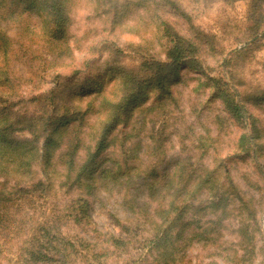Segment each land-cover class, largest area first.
Instances as JSON below:
<instances>
[{"label":"trees","instance_id":"16d2710c","mask_svg":"<svg viewBox=\"0 0 264 264\" xmlns=\"http://www.w3.org/2000/svg\"><path fill=\"white\" fill-rule=\"evenodd\" d=\"M96 1L105 15L119 13L120 6L137 2ZM163 1L179 10L175 0ZM250 1L254 10L264 3V0ZM74 3L75 0H0V255L13 250L10 245L14 243L10 241L17 238L15 235L24 234V242L16 246L19 253L13 264H70L72 257H78L82 264L88 260L89 264H104L98 259L101 253L107 257L116 254L115 260L122 259L124 264H181L186 247L192 243L190 237L217 240L222 238L223 223L231 218L233 210L244 214L242 221L245 222L249 217L255 219L258 210L249 207L250 202L242 205L245 209L234 206L242 193L238 189L224 188L225 184H222L221 192L219 180L203 175L206 167L195 170L190 160L173 161L167 168L164 163L163 169H159L138 157L136 162L140 167L136 175L134 164L128 167L125 163L123 167L121 163L131 157L133 151L127 142L132 136L137 137L139 146L144 130L151 142H155V135L148 133L152 128L147 127V116L156 107H146L144 101L153 91L161 90L160 94L166 83L177 78L182 65L199 64L198 46L164 22L157 25L158 33L163 32L167 37L165 45L162 44L164 57L150 53L141 57L135 66L112 60L108 71L88 67V61L86 69H72L64 75L66 78L57 73L53 78L56 85L39 94L27 97L18 93L22 75L12 61L32 64L34 69H29L27 77L31 80L39 78L46 68L58 65L56 62L63 64L67 58L72 60L69 28ZM24 14L40 18L38 33L30 24L17 27L22 31L18 38V31L12 37L3 30L2 23L21 22ZM257 33L258 29L253 35ZM111 73L117 80L116 86L107 90L105 83L112 80ZM255 95L259 100L260 95ZM220 96L230 110L247 118L243 99L239 98V101L238 95L230 93L229 88L220 91ZM136 107L139 110L135 114ZM132 116L135 122L130 130L119 129V125ZM132 130L137 132L131 134ZM256 138L255 131L244 133L240 140L242 151L252 155L256 150L253 151L251 142ZM111 144L116 149L121 147V158H110L108 167L98 169L100 153ZM152 149L161 153L163 148L156 142ZM120 188L124 189L120 206L129 214L127 219L151 218V222L145 220L142 223L147 227L145 239L134 238V229L127 219L125 223L121 222L119 234L109 235L102 251H96L101 243L99 239H74L62 235L59 221L73 219L80 224L86 219L88 197L104 201L107 196L102 192L110 193ZM38 199L44 209L50 207L51 215H55L50 216L46 224L41 221L39 228L27 237L30 229L26 231L24 224L30 218V211L36 208ZM25 209L28 212L22 213ZM13 219L17 224L10 231ZM247 229L245 224L238 226L241 234H247L249 238L243 242V236L239 241L243 253L239 259L235 252V264H245V256L254 252V235ZM12 232H16L15 235ZM5 260L9 261L6 264H11V259ZM252 261L249 259V264ZM0 264H3L1 259Z\"/></svg>","mask_w":264,"mask_h":264},{"label":"rangeland","instance_id":"374dc122","mask_svg":"<svg viewBox=\"0 0 264 264\" xmlns=\"http://www.w3.org/2000/svg\"><path fill=\"white\" fill-rule=\"evenodd\" d=\"M116 1L120 4L123 0ZM136 1L120 6L119 13L105 15L96 0H75L69 28L72 60L67 58L63 64L56 62L58 65L46 68L39 78L33 77V80H27L29 69H34L32 64H16L12 61L11 64H15V69L22 75L17 92L27 97L39 94L56 85L53 78L57 73L62 74L61 78H66L64 75L72 69H86L85 63L88 61V67H100V70L108 71L107 67H111L112 60L135 66L141 57L150 53L164 57L163 45L167 37L157 30V25H163L164 22L173 27L175 32L191 38L198 46L199 64L182 65L179 76L171 83H166L160 94L161 90L150 93L149 99L144 103L146 107H156L147 116V127L152 128L148 133L155 135V142H151V137L144 130L141 131L139 146L137 137L132 136L127 142V146L133 151L131 157L125 158L121 163L123 167L125 163L128 167L134 164L136 175L140 167L136 162L138 157L152 168L159 169H163L164 163V168H167L173 161L190 160L195 170L200 171L201 167H206L203 175L219 180L221 192L222 184H225L224 188L234 191L238 189L242 193V196L236 198L234 206L243 208L244 203L250 202L249 207L258 208L256 218L249 217L247 222L242 221L244 214L233 210L231 218L223 223L226 229H222V238L208 240L203 237L197 240L196 237H190L189 241L192 243L186 247L181 264H235V252H238L239 259L243 253L239 241L243 236V242L249 238L238 230V226L243 224L247 226L249 234L254 235L255 242L254 252L245 256V264H249V259H253L252 264H264V3L261 8L254 10L250 0H175L179 8L177 10L167 6L163 0ZM127 6L129 7L126 8ZM24 17L21 22L17 20L16 23H2L3 30L6 29L12 37L18 31V38L22 31L17 27L30 24L38 33L40 18L32 14H24ZM115 17L118 19L114 20ZM257 29L258 33L254 36ZM47 58L50 59V56ZM111 76L113 77L112 73ZM116 81L114 77L108 80L105 83L107 90H113ZM227 88L230 93L238 95V100L243 99L247 118L238 116L225 105L220 91H226ZM255 94L260 95L259 100L255 98ZM137 110L138 107L134 109L135 114ZM134 116L125 124H120L119 129L130 130L135 122ZM250 131L257 133V138L251 142L253 151L256 150L252 155L242 151L240 142L241 136ZM136 132L137 130H132L130 133ZM156 142L163 148L161 153L152 149ZM115 149V145L111 144L102 150L96 164L98 169L108 167L110 158H121V147L118 148L120 152ZM41 167L39 164V169ZM171 169L172 167L169 170ZM194 176L197 177L198 174ZM120 189H113L110 193L102 192L103 196H107L104 201L88 197L90 202L87 205L86 219L80 224L73 219L59 221V231L66 238L99 239L101 243L96 251H102L109 235L119 234L121 222L125 223L129 217L120 206L124 194V189ZM41 203L38 199L36 208L30 211V218L24 224L26 231L30 229L27 237L39 228L41 221L46 224L51 219L50 216L55 215H51L50 207L44 209ZM218 211L221 212L222 209ZM27 212V209L22 211ZM127 220L130 222L128 225L134 229V238L145 239L147 227L142 223L145 220L151 222V218ZM15 224L17 221L13 219L9 225L10 231H13L11 229ZM15 237L17 238L10 241L14 243L10 245L13 250L4 251L0 255L3 264L9 262L6 258L11 259V264L18 258L19 250L16 246L21 245L25 238L24 234ZM100 255L99 262L104 264H124L122 259L115 260L116 254L108 257L102 253ZM70 260V264H82L78 257ZM86 264H89V260Z\"/></svg>","mask_w":264,"mask_h":264}]
</instances>
